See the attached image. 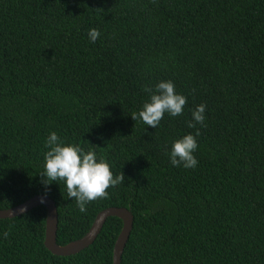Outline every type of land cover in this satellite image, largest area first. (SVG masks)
Masks as SVG:
<instances>
[{
    "label": "trees",
    "instance_id": "trees-1",
    "mask_svg": "<svg viewBox=\"0 0 264 264\" xmlns=\"http://www.w3.org/2000/svg\"><path fill=\"white\" fill-rule=\"evenodd\" d=\"M169 79L183 114L133 120L143 88ZM201 103L204 126L189 128ZM197 129L198 165L173 167L172 141ZM51 131L124 176L86 213L40 175ZM41 195L62 247L126 208L122 264H264V0H0V210ZM46 222L44 206L0 219V264H114L121 219L67 257L45 246Z\"/></svg>",
    "mask_w": 264,
    "mask_h": 264
},
{
    "label": "clouds",
    "instance_id": "clouds-1",
    "mask_svg": "<svg viewBox=\"0 0 264 264\" xmlns=\"http://www.w3.org/2000/svg\"><path fill=\"white\" fill-rule=\"evenodd\" d=\"M100 37L98 29H90L88 38L95 43ZM143 91L148 94V99L142 108L131 117L141 121L147 127L157 128L165 114L177 117L183 114L187 97L176 91L172 80H160L152 87L145 86ZM207 105L199 104L192 111V119L188 122L189 128H196L199 124L204 126ZM199 129L195 134L188 133L172 141L170 149L166 152L173 167L194 169L198 160L194 153L198 150ZM47 151L43 153V168L41 176L52 183L62 182L66 188L68 198L74 199L81 213H86L87 205L99 198H107V189L115 187L124 181L121 173L114 176L110 163L98 157L92 149H85L79 143H70L62 140L57 132L51 131L45 140ZM43 202V201H42ZM4 232L3 237L7 238Z\"/></svg>",
    "mask_w": 264,
    "mask_h": 264
},
{
    "label": "water",
    "instance_id": "water-1",
    "mask_svg": "<svg viewBox=\"0 0 264 264\" xmlns=\"http://www.w3.org/2000/svg\"><path fill=\"white\" fill-rule=\"evenodd\" d=\"M40 206H44L47 209L45 246L54 255L63 257L76 255L90 247L98 238L108 218L117 217L121 219L124 226L115 245L114 264H122V257L134 225V217L128 209L109 208L104 210L98 215L89 233L84 238L63 247L57 244L58 209L56 203L47 196H36L15 208L0 210V219L16 218Z\"/></svg>",
    "mask_w": 264,
    "mask_h": 264
}]
</instances>
